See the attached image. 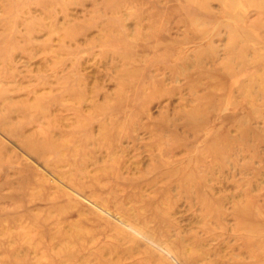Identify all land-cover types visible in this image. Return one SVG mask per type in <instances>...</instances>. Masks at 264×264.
Wrapping results in <instances>:
<instances>
[{
    "label": "rangeland",
    "instance_id": "1",
    "mask_svg": "<svg viewBox=\"0 0 264 264\" xmlns=\"http://www.w3.org/2000/svg\"><path fill=\"white\" fill-rule=\"evenodd\" d=\"M0 264H264V0H0Z\"/></svg>",
    "mask_w": 264,
    "mask_h": 264
}]
</instances>
